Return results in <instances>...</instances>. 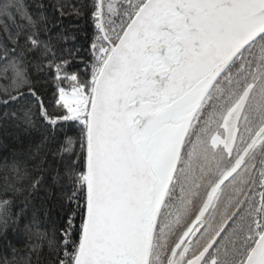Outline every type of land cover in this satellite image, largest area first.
<instances>
[{
  "label": "snow or ice",
  "instance_id": "6c2138e0",
  "mask_svg": "<svg viewBox=\"0 0 264 264\" xmlns=\"http://www.w3.org/2000/svg\"><path fill=\"white\" fill-rule=\"evenodd\" d=\"M77 14L84 55L43 16L27 51L0 54L4 115L39 134L4 162L0 235L22 225L51 264H264V0H85ZM9 247L0 264H20Z\"/></svg>",
  "mask_w": 264,
  "mask_h": 264
},
{
  "label": "trees",
  "instance_id": "16d2710c",
  "mask_svg": "<svg viewBox=\"0 0 264 264\" xmlns=\"http://www.w3.org/2000/svg\"><path fill=\"white\" fill-rule=\"evenodd\" d=\"M5 2L6 0H0V4ZM12 2L18 5L19 11L14 13L12 19L0 16V54L10 51L13 47L27 51L26 38L32 32L28 18L36 19L43 16L47 18V25H41V28L54 38L58 47L66 50L80 48L79 55H84L87 46L85 33L90 29L83 15L77 14V9L85 0H12ZM61 35L68 39L61 40ZM11 111L12 109L0 105V175H3L5 160L10 162L14 157L23 158L39 142L37 132L26 131L12 116L5 117L4 113ZM41 195H37L35 201L37 207L40 206ZM51 220L52 218L42 215V228L51 231L55 227ZM22 229L21 225L20 231L9 229L6 236L0 235V258L7 257L10 261L13 260V253L9 247L11 242L19 253L15 259L20 264L25 260L30 264H51L52 254L47 245H41L32 253L29 247L31 242H26Z\"/></svg>",
  "mask_w": 264,
  "mask_h": 264
}]
</instances>
